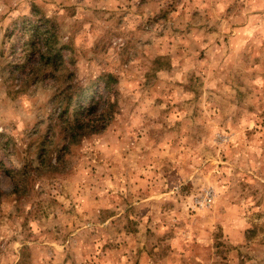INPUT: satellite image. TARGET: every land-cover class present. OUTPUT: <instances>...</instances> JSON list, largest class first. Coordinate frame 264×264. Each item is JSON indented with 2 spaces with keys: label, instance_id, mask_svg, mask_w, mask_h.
Wrapping results in <instances>:
<instances>
[{
  "label": "rangeland",
  "instance_id": "rangeland-1",
  "mask_svg": "<svg viewBox=\"0 0 264 264\" xmlns=\"http://www.w3.org/2000/svg\"><path fill=\"white\" fill-rule=\"evenodd\" d=\"M0 264H264V0H0Z\"/></svg>",
  "mask_w": 264,
  "mask_h": 264
},
{
  "label": "trees",
  "instance_id": "trees-1",
  "mask_svg": "<svg viewBox=\"0 0 264 264\" xmlns=\"http://www.w3.org/2000/svg\"><path fill=\"white\" fill-rule=\"evenodd\" d=\"M47 23V21H44ZM49 24V21H48ZM34 34L36 35L38 32L37 28H34ZM108 79H111L110 76L107 77ZM115 82V81H114ZM107 85V84H106ZM81 104L77 107V110L75 112V118H74V124L68 125V131L65 134L64 141L68 144L76 142V139H82L87 135L98 133L100 131V128L97 126H88V124L85 123L86 117L84 116L85 112H95L96 111V104L94 103V100H91V98L87 97L86 99H82ZM87 105V106H86ZM107 108V107H106ZM111 108V106H108V109ZM107 112V111H105ZM112 116V115H111ZM109 116V119L112 117ZM87 131V132H86ZM77 137V138H76Z\"/></svg>",
  "mask_w": 264,
  "mask_h": 264
}]
</instances>
